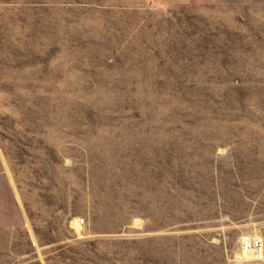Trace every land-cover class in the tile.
Returning <instances> with one entry per match:
<instances>
[{"label": "rangeland", "instance_id": "obj_1", "mask_svg": "<svg viewBox=\"0 0 264 264\" xmlns=\"http://www.w3.org/2000/svg\"><path fill=\"white\" fill-rule=\"evenodd\" d=\"M0 264H264V0H0Z\"/></svg>", "mask_w": 264, "mask_h": 264}, {"label": "built area", "instance_id": "obj_2", "mask_svg": "<svg viewBox=\"0 0 264 264\" xmlns=\"http://www.w3.org/2000/svg\"><path fill=\"white\" fill-rule=\"evenodd\" d=\"M259 246V243L257 241H251V242H248L247 240L246 241H243L241 243V250L243 253H246L247 251L249 250H252V249H256L257 247Z\"/></svg>", "mask_w": 264, "mask_h": 264}]
</instances>
